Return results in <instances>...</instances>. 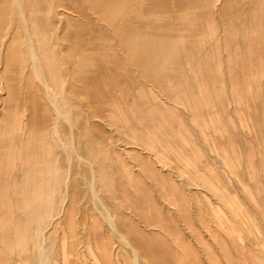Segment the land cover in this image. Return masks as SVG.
Instances as JSON below:
<instances>
[{
	"label": "rangeland",
	"instance_id": "rangeland-1",
	"mask_svg": "<svg viewBox=\"0 0 264 264\" xmlns=\"http://www.w3.org/2000/svg\"><path fill=\"white\" fill-rule=\"evenodd\" d=\"M11 5L0 0L2 145L13 135L17 142L18 124L34 102L23 89L28 60L17 54L22 39ZM143 6L160 24L156 49L137 33L133 49L118 52L104 26L101 46L90 39L80 54L83 65L65 56L60 85L75 101L74 113L58 118L62 139L51 128L46 134L38 179L30 175L26 188L21 178L0 183V264H264V56L243 65L256 55L248 50L244 0ZM67 11L70 28L92 14L78 3ZM8 92L13 99L5 104ZM71 119L87 127L79 137L94 143L93 157L76 154ZM19 162L8 153L0 171ZM125 220L158 239L160 248L136 255L123 237L129 240Z\"/></svg>",
	"mask_w": 264,
	"mask_h": 264
},
{
	"label": "bare ground",
	"instance_id": "bare-ground-1",
	"mask_svg": "<svg viewBox=\"0 0 264 264\" xmlns=\"http://www.w3.org/2000/svg\"><path fill=\"white\" fill-rule=\"evenodd\" d=\"M11 1H12L11 8H12V12L14 14V19L17 18V22L19 23L18 27L20 30V36L22 39V45H21L19 51H17L18 52L17 54L19 56L18 55L17 56L20 58L26 57L28 60V63L26 64V66H23L24 70L22 69L23 70L22 78L24 80L23 89H24L25 94H28L31 97H34V99H33L34 102H32V104H31L32 107H30L28 110V116H27L26 120L23 121L21 123V125L18 124V128L19 127H21V128L17 132L18 133L17 142H15V138L13 135V139L10 140L8 143H5L3 145H2V143H0V160H2V159L4 160L5 155L8 153L11 155V158H13V159L15 158V160H18V159L20 160L19 163H17V164L15 163L13 165V167H14L13 171H11V172H8L6 170L0 171V183L9 181L12 185L13 184L16 185L17 181L12 180V179L13 178H16V179L21 178V181L19 183L21 185L25 186V188H26L28 186L27 178L30 175H32L36 179H38V177L42 174L41 156L43 154V146H44L43 144L46 143V134L48 133L49 129L51 128V130H52L51 133H53V135H55V136L57 135L58 136L57 138L62 139V137L60 136V131L57 128L58 118L62 117V118L69 119V116H68L69 113H74V107H75L76 103L74 100L70 99L69 91L66 90L64 88V86L60 85V76H61V72L63 69L62 63H65V65H67V62L65 61V59H66L65 56L69 57V60L71 61L73 66L83 65L84 60L80 54L84 53L85 47L87 46V43L90 39L94 40L96 44L101 46V44L104 40L103 38H105L104 26L110 27V29L112 31V35L115 38V42L117 41V44L115 46V50L118 52L119 51L126 52L129 49H133L132 43L134 40L137 41V39H136L137 33H139L141 35V37L138 40H142V38H143L144 42H149L156 49L155 44L159 43V40H158V29L159 28L158 27H160V24H158L154 20V15H153L152 10L151 9L147 10L143 6V5L148 6L150 0H11ZM73 3H78L79 5L81 4L83 7L86 8V10H90L89 13L91 12L92 14L90 15V18L88 19L87 14L85 15L84 13L79 12L80 15L87 18L88 20L83 21L81 19L80 22H77L78 23L77 25L72 26L70 28L69 27L70 23L72 24L74 20L70 15L67 14L68 13L67 10L71 9V6L73 5ZM165 4H167V3H165ZM242 7H245L242 11L246 16L249 17L248 21H249V24L251 25L248 29L249 34L247 37L248 50L256 53V55L252 56L251 60L245 59L243 65H246L247 61H250L251 64H254L256 62L259 63L261 61L260 60L261 56H264V0H244V6H242ZM169 8H170V6H169ZM74 10L77 11L76 6L74 7ZM169 12L171 13V15L173 17L174 15L172 14V9ZM143 20L145 22V26H143ZM95 31H97L96 34H95ZM260 31H263L262 35H260ZM62 40L68 41V42H66L65 46L63 45ZM137 44H138V42H137ZM64 50L67 53L66 55L64 54ZM112 50L114 51V47H112ZM229 57H230L229 60L231 63H233L236 60V59L233 60L234 56L232 57V55H230V54H229ZM241 68H242V66H241ZM261 68H263V67H260V69ZM230 70L231 69L229 68V71ZM262 70L263 69H261V71ZM241 71H242V69H241ZM65 72H66V74H69L70 69H68V68L65 69ZM263 72H262V75H263ZM250 73H251V71H250ZM231 74L232 73H230V75ZM33 76L37 77L38 82L34 81ZM84 76L86 77L87 74H84ZM71 77L73 79H75L74 74L71 75ZM113 77H114L115 81L118 80L117 77H115V76H113ZM256 77H257V74H256ZM244 80H247L246 77ZM69 84H71L69 87L71 89L72 82H70ZM254 84H256V83H254ZM262 85H263V83H262ZM249 86H248V88H249ZM259 86H261V85H259ZM260 88H262V87H260ZM240 89H241V87H240ZM263 89H260V90H263ZM72 90L73 89H71V91ZM260 92H262V91H260ZM250 94H252V93H250ZM242 95H244V94H242ZM5 98H7V99H5V104H6V103H8V101L10 99H13L12 92H8ZM262 102H263V100H262ZM252 103H254V102H252ZM235 104H236V102H235ZM190 105H192V104H190ZM192 108H193V106H192ZM196 108L200 109V107H196ZM8 110L10 111V109H8ZM262 110H263V108H262ZM146 111H148V110H146ZM156 112H158V111H156ZM9 114L14 115V114H18V113L14 112V110H12L9 112ZM163 117H164V114H163ZM262 119H264V118L262 117ZM50 123L52 124V127L49 126ZM171 123H173V122H171ZM175 124H177V123L175 122ZM71 125H73L72 129L75 126V129L78 131V137H79V135L82 137L84 136L82 133H80V127L84 128V132H85V130H87V127L85 128L83 126V124L82 125L79 124V126H78L77 125V119L76 120L71 119ZM157 126H158V124H157ZM173 131H175V130L173 129ZM71 133H72V131H71ZM1 135H4V134L2 133ZM200 135H201V133H200ZM174 137H176V135L173 136V138ZM62 143H64V142H62ZM73 148L75 149L76 154L78 155L79 158H83L82 152L85 154L87 153V155L90 157H91L92 153L95 152L94 143L90 139H88L87 141H86V139L84 141H82L80 139V137L78 138L77 141H75V143H73ZM257 155H258V153H257ZM92 157H93V155H92ZM94 158H95V156H94ZM197 159H199V158H197ZM13 162H15V161H13ZM31 162H32V164H31ZM183 162H185V161L183 160ZM90 163H92V162H90ZM104 168H106V167H104ZM91 171H92V176L90 177L89 184H90V188L92 189V192L95 193V191H96V189H95L96 168H95L93 163L91 164ZM98 176L104 177V174L98 173ZM35 182H36V180H35ZM2 185L3 184H0V187ZM29 189H30V187H29ZM37 189H38V187H37ZM3 192H5V191H3ZM146 193H147V191H146ZM6 194H7V192H6ZM34 194H35V192H34ZM116 195H117V193H116ZM115 199H117V198H115ZM6 205H7V203H6ZM149 209H151V208H149ZM147 217H149V215ZM124 225H125L124 229L126 231H128V233H129V240L130 241L128 240V238L126 236H123V237L128 241V243L131 244V248H133L136 255L137 254L146 255L144 253H146L145 250L147 248H152V247L160 248V246L158 244V239L151 237L150 234L148 235L149 232L147 233L144 230V228H142L141 226L134 225L129 220L128 221L125 220ZM112 227H114V226H112ZM149 229H147V230H149ZM4 231L6 232V230H4ZM4 231H3V233H4ZM0 234H2V232ZM120 235H123V234H120ZM256 235H257V231H256ZM3 236L6 237V235H3ZM166 240H168V239H166ZM178 240H179V238H178ZM163 241H165V240L163 239ZM4 242H8V241H5V239H4ZM169 244H170V242H169ZM1 245L3 246L4 244H1ZM261 245L264 246L263 243L262 244L260 243V246ZM163 249H165V248L163 247ZM20 251H22V250H20ZM173 251H174V249H173ZM10 253L11 252H9V254ZM180 255H181V253H180ZM180 255H178V256H180ZM169 256L171 257V255H169ZM135 258H136V256H135ZM149 260H151V259H149ZM5 261L6 260H4V263H6ZM179 261L180 260H178V262ZM152 264H154V263H152Z\"/></svg>",
	"mask_w": 264,
	"mask_h": 264
}]
</instances>
